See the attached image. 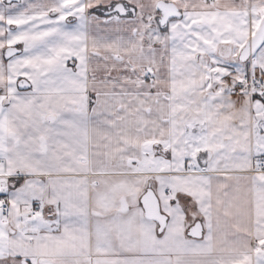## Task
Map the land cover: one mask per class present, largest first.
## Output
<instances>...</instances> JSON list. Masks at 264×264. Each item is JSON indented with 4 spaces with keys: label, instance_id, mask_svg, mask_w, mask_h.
<instances>
[{
    "label": "snow or ice",
    "instance_id": "6c2138e0",
    "mask_svg": "<svg viewBox=\"0 0 264 264\" xmlns=\"http://www.w3.org/2000/svg\"><path fill=\"white\" fill-rule=\"evenodd\" d=\"M0 264H264V0H0Z\"/></svg>",
    "mask_w": 264,
    "mask_h": 264
}]
</instances>
